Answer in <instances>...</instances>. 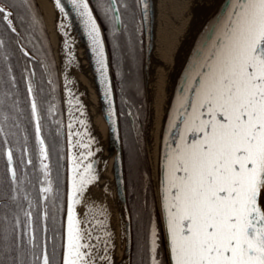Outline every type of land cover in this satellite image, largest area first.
<instances>
[{"label": "snow or ice", "instance_id": "6c2138e0", "mask_svg": "<svg viewBox=\"0 0 264 264\" xmlns=\"http://www.w3.org/2000/svg\"><path fill=\"white\" fill-rule=\"evenodd\" d=\"M56 3L59 6L61 0ZM72 4L87 30L104 94L110 96L101 29L87 0H72ZM18 6L27 8L25 0L19 5L0 0V22L6 21V32L16 35ZM121 7L123 0H104L105 17L118 23ZM224 13L197 53L180 89L170 131L163 137L159 187L168 264H264V0H229ZM5 48L6 41L0 37V55L7 60ZM20 51L31 58L24 48ZM2 83L7 90L0 92V142L7 147L5 177L0 182V209L4 210L0 213V264H110L111 233L105 220L89 218L92 205L83 218L76 210L85 203L87 187L98 179L91 159L94 140L85 141L87 133L82 135L75 126L86 128V121L69 113L65 211L53 188L40 92L29 78L24 103L34 127L33 146L23 126L26 114L11 69ZM65 88L72 105L67 82ZM79 108L83 116V105ZM47 113L54 119L55 106L49 105ZM54 123L58 137L62 124L55 119ZM34 153L41 175H37ZM37 184L41 212L34 210L37 205L30 191ZM57 213L63 214L59 228L55 227ZM144 254L146 264H163L155 225Z\"/></svg>", "mask_w": 264, "mask_h": 264}, {"label": "water", "instance_id": "95a60500", "mask_svg": "<svg viewBox=\"0 0 264 264\" xmlns=\"http://www.w3.org/2000/svg\"><path fill=\"white\" fill-rule=\"evenodd\" d=\"M37 4L36 0H34ZM92 1L87 0L89 8L92 11L94 18L97 21L98 26L101 29V35L104 40L105 46V55L107 57L108 62V79L111 85V94L110 96H105V86L100 77L99 72L97 71L96 57L91 50V43L89 37L87 35V30L84 26L83 19L79 15L78 11L72 4V0H61V4L58 6L56 0L57 7H62L64 9L61 12L62 17L67 21L69 27L74 32L75 37L79 40V43L82 48V53L86 58V62L89 66L90 74L93 78V90H94V108H97V116L100 117L101 129L94 130L93 127H90L89 122L92 123V117H90V113H88L87 107L83 106L82 111L84 115H80V108L78 104H73L74 110L77 112L74 114V117L78 120V117H82L83 120L86 121V128L80 126L79 124L75 125L76 130H83L87 135L84 137L85 141L88 137H96L95 135H99V133L103 134L107 141H103V145H98L93 143V149H99L103 151L104 148L110 147L111 150V170L113 172V183H114V192H115V200L117 205V210L119 213V228L121 233V242L125 248V255L120 264H130L131 259V248H132V231H131V218L130 212L127 203V194H126V178H125V168H124V160H123V150H122V135L119 121V113L117 109V102L115 96V88H114V80L113 73L109 55V49L107 46V42L105 39V31L106 29L102 27L99 22L92 6ZM138 2V10L139 17L142 29V50H143V65H147L150 56L152 53V45H151V34L152 27L154 22V13L152 10V6H154L157 0H137ZM146 4V7H145ZM229 0H197L193 6L190 8V12L187 15L186 23L183 29V35L180 41L177 43V47L174 50V55L172 59V65L168 72V78L165 82L161 94V100L156 110L155 117V151H154V169L151 168L150 165V177L152 182L153 194L155 207L157 212V219L159 230L161 234V242L163 247V253L165 258V264H168L169 255H168V246H167V238H166V228L164 222L163 211L161 207V192L159 187L160 181V162H161V153H162V143L163 137L168 134L170 131V124L172 122L173 117L176 114V108L178 107L177 100L179 96L180 89L184 86V82L186 77L189 75L190 69L192 67L193 62L196 59L197 53L201 50L202 45L205 43V39L209 34L210 30L216 26L217 22L221 20L222 16L225 14L224 9L228 7ZM38 6V4H37ZM39 11L41 12L39 6ZM44 23V19H43ZM116 30L119 32L121 29V15L119 13V22H114ZM45 27V23H44ZM46 29V27H45ZM48 34V31L46 29ZM49 37V36H48ZM50 41V38H49ZM51 44V42H50ZM52 45V44H51ZM53 47V45H52ZM54 50V49H53ZM55 53V52H54ZM56 59L57 55L55 53ZM57 63L59 66V60L57 59ZM63 99H64V91L62 89ZM147 104V101H146ZM63 102V109H64ZM64 113L66 115V121L68 122L71 117L69 116L70 112H67L64 109ZM96 114V112H95ZM128 117L130 123L132 125L133 118L130 112L128 113ZM67 125V124H66ZM92 126H95L93 123ZM78 128V129H77ZM64 125L62 124L61 135L64 138L66 135V131H64ZM83 135V134H82ZM66 140V139H65ZM103 140V138H102ZM107 144V145H106ZM146 147V145H145ZM65 211L67 205V193L69 188V177H70V162H69V153H68V145L67 141L65 142ZM79 151V150H78ZM147 151V150H146ZM94 155L91 159L95 163L98 159V156ZM148 156V153H147ZM149 162V160H148ZM93 163V164H94ZM77 210V209H76Z\"/></svg>", "mask_w": 264, "mask_h": 264}, {"label": "bare ground", "instance_id": "6f19581e", "mask_svg": "<svg viewBox=\"0 0 264 264\" xmlns=\"http://www.w3.org/2000/svg\"><path fill=\"white\" fill-rule=\"evenodd\" d=\"M197 0H157L154 6L151 5L154 13V22L151 34L152 53L147 65L143 67L145 95L147 101V115L145 124V149L148 153V160L151 168L154 169L155 151V117L156 110L161 100L163 86L168 78V72L172 65L174 50L183 35L187 15L191 6ZM43 15L45 27L48 31L50 42L59 60L60 79L64 91V109L67 112L74 110L73 104L76 100L81 105L87 107L91 122L88 124L94 130L101 129L100 117L97 116V108H94L93 78L90 74L86 58L82 53V48L74 32L69 27L67 21L54 0H36ZM121 31V29H120ZM73 93V103H68V93L65 84ZM94 106V107H93ZM84 108V107H83ZM96 112V114H95ZM82 117H78V120ZM78 125V123H76ZM102 130V129H101ZM94 143L103 145L106 140L95 135ZM103 138V140H102ZM107 145V144H106ZM98 146V147H99ZM110 147L103 151L95 150V155L100 153L97 161L93 164L97 181L87 187L84 195L85 203L77 206V212L81 218L89 211L88 205H92L89 218L97 216L103 218L107 229L111 233L109 241L110 264H120L125 255V248L121 242L119 226V213L117 210L113 172L111 170V150ZM79 149H74L78 151ZM114 244V247L112 245Z\"/></svg>", "mask_w": 264, "mask_h": 264}, {"label": "trees", "instance_id": "16d2710c", "mask_svg": "<svg viewBox=\"0 0 264 264\" xmlns=\"http://www.w3.org/2000/svg\"><path fill=\"white\" fill-rule=\"evenodd\" d=\"M27 4V8L23 6L16 7L14 14L17 16V33L12 34L10 32H6V24L7 22H0V37L4 38L6 41V48L4 52L7 54V60L4 59L3 55H0V92L7 90V85L2 83V81H7L9 77V69H11V75L16 77L18 82V94L19 98L22 102V108L25 110L27 108L26 101V85L25 79L26 72L29 68V60L24 57L23 53L20 51V48L23 47V43H21V36H23V40L25 43L29 44V48L31 47L34 53H37L40 58H45L47 61L51 60V67L54 71V64L52 62V56L50 55V50L47 47L43 40L44 37V28L42 26V22L40 19L39 12L37 10L36 4L34 0H25ZM96 0L93 2L95 3ZM13 4L19 5L20 0H12ZM40 25V27H39ZM116 32H111L112 34ZM120 32V31H119ZM11 36L12 39L9 41L8 37ZM30 48V49H31ZM25 49V48H24ZM26 50V49H25ZM111 65L113 68L114 77L117 79V75L120 72L121 67V53L117 49L116 45L111 46V50H109ZM42 62L34 63V67L37 70V81L39 85V101L41 102V108L45 110L44 102L46 98V93L44 91H40L42 86L46 87V82L44 80V74L42 73V68H40ZM128 72V71H127ZM129 73V72H128ZM54 82L56 83V79L54 77ZM116 84L120 83L119 81ZM131 89L133 85L130 83ZM119 98L122 103L129 104V100L125 98L123 94L122 88L118 89ZM52 98V97H51ZM132 114L135 118L139 119L135 128L132 129L130 125L129 118L125 116L124 122L126 123V131L129 132L132 146L129 145L127 139H125L124 143V168L126 173V192H127V203L129 206L130 214H131V230H132V261L131 264H144V258L146 262V257L144 254L145 243L148 242V231L149 224L151 221L158 222L157 213L154 205V194L152 188V182L148 186L143 185L142 175L146 174L150 177V168L147 160V154L144 149V142L142 139V108L141 114L134 115V111L132 106ZM52 137H54V133H51ZM53 142L52 138L50 137ZM54 167V173L56 175V185L60 186V177L58 169L55 165V161L52 163ZM5 164L1 161L0 158V172L4 171ZM154 208V210H153ZM159 229V227H158ZM159 234V232H158ZM158 243H159V251H160V259L163 264H165L163 247L158 235Z\"/></svg>", "mask_w": 264, "mask_h": 264}, {"label": "rangeland", "instance_id": "374dc122", "mask_svg": "<svg viewBox=\"0 0 264 264\" xmlns=\"http://www.w3.org/2000/svg\"><path fill=\"white\" fill-rule=\"evenodd\" d=\"M103 5H104V0H96L95 3H93V10L101 23L102 27L106 29L105 31V39L107 42L108 49L111 50L112 45H116L117 49L121 53V67H120V72L116 77H114L113 74V80H114V86L115 90H118L122 88V92L125 96L126 99H128L130 102V106H132L134 115L141 114V108H142V139L144 142V149H145V124H146V115H147V104H146V95H145V82H144V74H143V50H142V29H141V23H140V18L138 15V2L137 0H123V7H121L120 10V15H121V31L118 32L116 31L115 33H111L115 31V23L111 19L105 17L104 11H103ZM37 10L40 15V19L42 22V26L44 28V37L43 40L47 42L46 44L48 45L47 47L50 50V55L52 56V62L54 64V71L51 74V78L53 79L55 77L56 83L54 84V89L55 92L58 96V102H59V107L61 109V118H62V124L64 125V131L67 130L66 124L68 123L66 121V115L64 113L63 109V94H62V85H61V79H60V69L57 63V59L53 50L52 45L50 44L48 34L45 30L44 23H43V15L39 11L38 6L36 5ZM40 27V25H39ZM113 69V68H112ZM129 73H128V72ZM119 81V84H116ZM133 85V88L131 89V85ZM52 88V87H51ZM52 90V89H51ZM77 110H73V113L76 114ZM73 114V116H74ZM126 123L124 120H121V135H122V150H123V160H124V143L125 139H127L128 143L130 146H132V141L131 137L128 131H126ZM78 129V128H77ZM81 132V134H84L83 130H77ZM66 137V135H65ZM64 138V148H65V140ZM146 151V149H145ZM65 154H66V149H65ZM147 154V151H146ZM148 160V156H147ZM149 164V162H148ZM150 168V165H149ZM125 178H126V173H125ZM151 177H148L146 174L142 175V181L143 185L148 186L150 183ZM127 194V192H126ZM153 207L156 210L155 207V201ZM129 208V206H128ZM153 208V210H154ZM154 210V211H155ZM130 212V210H129ZM157 213V212H156ZM131 218V214H130ZM155 225L157 228V231L159 232V238L161 241V234L160 230L158 229L159 225L158 222L156 224L155 220L151 221L149 224V231H148V240L150 237V232L152 226ZM132 231V230H131ZM133 242V240H132ZM133 244V243H132ZM162 244V242H161ZM165 260V258H164ZM132 261V248H131V259H130V264ZM144 264L145 258H144Z\"/></svg>", "mask_w": 264, "mask_h": 264}, {"label": "flooded vegetation", "instance_id": "af4514ba", "mask_svg": "<svg viewBox=\"0 0 264 264\" xmlns=\"http://www.w3.org/2000/svg\"><path fill=\"white\" fill-rule=\"evenodd\" d=\"M95 1V0H94ZM93 1V2H94ZM21 43H23V47L25 48L26 51H28L30 53V59L29 60V68L26 72V79H25V85L27 84V81L29 78H31L34 81V87L39 91V85H38V81H37V70L34 67V63L36 62H42L40 65V68H42V73L44 74V80L46 82V87L44 84V87L42 86V90L44 91V94L46 93V100L44 102V108L42 109V116H43V120L42 123L44 125L43 128V135L46 139V143L49 145L50 148V156L51 159L48 163H50V167L52 169L51 171V178L53 180V188L54 190H58L59 193V198H58V205L62 204L63 207H65V148H64V139L62 137V135L60 136H56L55 133L58 131V129L55 126L54 123V119L55 120H59L61 121L62 124V114H61V109L59 107V102H58V96L55 92L54 89V84H55V80L54 78H51V74L53 72V69L51 67V60L47 61L45 58H40V56L37 53H34V51L32 50V48H29V44L25 43V41L23 40V36H21ZM29 73H34V76L29 77ZM50 81V83H49ZM52 87V88H51ZM52 89V90H51ZM119 90H116V102H117V109H118V113H119V119H120V124H121V120H125V116L128 117V113L130 112V114L132 115L133 118V123L131 125L132 129L135 128V125L137 124V122L139 121V119L135 118L132 114V109L128 106V104L122 103V101H120L121 99L119 98V94H118ZM52 97V98H51ZM27 99V96H26ZM38 100L39 97H38ZM49 105H54L55 106V116L54 119L53 117H49L48 113H47V109L49 107ZM25 114H26V118L23 121V126L27 128V135L29 136V141L30 144L34 146L35 144V134H34V127L33 125L29 122V119L27 118V114L30 112V109L27 105V108L24 110ZM51 133H54V137H52ZM24 135V133H20V136L22 137ZM50 137L52 138L53 142L51 141ZM7 146H5L2 142H0V158L1 161H3V163L5 164V160L6 157L4 155V151L5 148ZM14 151H16L18 149V146L16 144L13 143L12 145ZM33 159L35 160L36 164H37V175H41L38 173V167H39V160L36 157V154H33ZM53 161H55V165L58 169L59 172V177H60V186L56 185V175L54 173V167L52 165ZM4 171L0 172V182L3 181L4 177H5V167L3 169ZM23 179V176L21 177ZM33 179H35V177H33ZM40 187L39 184L36 185L35 188H31L30 191L32 193V198L34 200V203L37 205V207L34 209L36 212H41L42 209L39 207L40 199H39V192H38V188ZM6 190V188H5ZM3 203H8L10 204V201H3ZM21 203L24 204L25 207H27V204L25 201H23V199L21 198ZM4 210L0 209V213H2ZM63 219V214L62 213H57V223L55 225L56 228H59V223L60 220ZM0 227H2V225H0ZM56 246L57 249H59V239H57L56 242ZM51 247V245H50Z\"/></svg>", "mask_w": 264, "mask_h": 264}]
</instances>
